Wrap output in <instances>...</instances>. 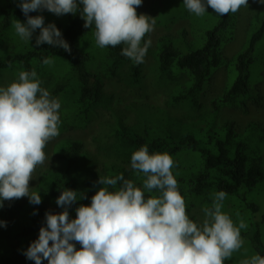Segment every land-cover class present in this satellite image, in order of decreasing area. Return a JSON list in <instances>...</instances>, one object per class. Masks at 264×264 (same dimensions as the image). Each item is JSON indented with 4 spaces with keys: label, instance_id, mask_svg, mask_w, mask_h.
<instances>
[{
    "label": "trees",
    "instance_id": "1",
    "mask_svg": "<svg viewBox=\"0 0 264 264\" xmlns=\"http://www.w3.org/2000/svg\"><path fill=\"white\" fill-rule=\"evenodd\" d=\"M80 8L82 9V5ZM206 10L212 11L211 8ZM29 15H42L45 26L54 22L69 43L71 52L47 43L37 46L36 38L40 34V29H37L35 38L20 41V50L12 49L7 55L0 56V78L5 71L17 67L23 71L41 69L47 74L52 73L55 82L48 90L51 96L59 98L66 95L72 105V110L60 117V135L84 128L87 124L84 121L91 117L95 106L102 101L105 79L111 74L108 67L100 68L99 61L102 58L110 56L120 63L131 62V79L134 82L140 80L142 63L136 64L122 55L124 45L97 48L94 26L85 28V21L79 12L58 16L45 9L32 11ZM185 16H188L186 11ZM16 19L27 20L21 10L20 0L1 1L0 39L13 28L12 22ZM238 21V11L223 16L217 14L209 17L203 32H194L191 39L185 36L181 40L170 36L161 38L157 55L161 74L172 79L179 75L188 79L186 85L171 93V104L196 99L216 71L225 67L229 82L217 99L218 105L240 107L245 112L248 110L246 99L254 84L255 69L264 68V53L260 49L264 40V18L253 21L243 47L232 57L226 58L224 49L235 39ZM148 39L149 33L144 37L142 45ZM45 58H52L54 63L44 65ZM257 78L260 81L259 75ZM122 114L121 111L114 112V120L108 122L109 128L102 134V137H106L105 145L119 153L123 160L129 159L134 151L145 144L149 146L150 152H168L175 161L173 172L181 193L185 196L187 212L194 221L196 219L192 208L199 205L211 207L214 193L221 190L227 193L225 200L235 196L239 200L240 196L248 205V214L258 211L259 204L256 200L250 202L247 198L250 191L264 184L263 151L257 150L262 148L254 147L255 144L252 143L257 135L256 129L260 128L258 125L255 127L251 123L245 132H240L234 122L216 125V119H213L205 120L203 125L191 122L176 128L175 123L166 122L168 125L152 127L142 116L136 123L128 124ZM258 136L259 139L263 138L262 134ZM262 141L264 142L263 139ZM82 149L81 140L69 137L55 144L54 153L63 167L54 176L47 177L45 174L46 179H41L40 204L20 199L3 201L0 222H6V226L0 225V264H35V261L27 259L24 252L38 239L40 228L46 225L47 211L44 202L52 203L58 213L64 210L56 203L64 189L78 192V199L68 208L70 219H74L76 209L82 204H90L92 196L102 187L97 183L100 176L122 173L126 179L132 180L129 170L116 164H112L103 174L91 169L85 171ZM120 149L124 153H120ZM137 176L139 180L135 183L141 186L145 177L142 173ZM80 196L83 198H79ZM232 218L239 222L236 216ZM262 221L264 222V213ZM241 237L243 246L249 248V251L264 256L259 229L255 231L253 226L241 229ZM43 264H48V261L44 260Z\"/></svg>",
    "mask_w": 264,
    "mask_h": 264
},
{
    "label": "clouds",
    "instance_id": "2",
    "mask_svg": "<svg viewBox=\"0 0 264 264\" xmlns=\"http://www.w3.org/2000/svg\"><path fill=\"white\" fill-rule=\"evenodd\" d=\"M141 4L142 0H20L27 20L16 19L12 27L23 40H31L40 29L37 46L47 43L71 52L54 22L45 26L42 15L29 13L45 9L58 16L79 12L85 28L94 26L98 47L124 45L121 54L140 64L152 43L148 39L142 45V41L156 23L152 16L137 12ZM248 4L249 0H184L186 9L197 17L208 8L223 16ZM43 63L51 65L54 60L45 58ZM41 85L33 69L20 71L18 79L0 87V207L5 200L25 196L32 204L42 202L40 191H33L30 181L47 159L49 142L60 135L61 103ZM224 90L213 100L217 110L234 108L218 105ZM174 166L168 152H150L147 144L141 146L131 155V169L143 174L142 185L122 173L100 176L97 183L102 187L90 204L76 209L74 219L68 208L78 199V192L64 189L56 201L64 210L46 214V225L24 255L35 264L44 260L48 264H225L243 247L241 229H247V223L238 212L237 223L223 211L227 193L222 190L214 193L212 206L203 209L201 223L190 218ZM239 264H264V256L245 255Z\"/></svg>",
    "mask_w": 264,
    "mask_h": 264
},
{
    "label": "rangeland",
    "instance_id": "3",
    "mask_svg": "<svg viewBox=\"0 0 264 264\" xmlns=\"http://www.w3.org/2000/svg\"><path fill=\"white\" fill-rule=\"evenodd\" d=\"M1 1L3 0H0V4ZM185 11L187 12V17L185 16ZM137 12L150 15L156 21L154 30L149 33L152 43L141 65L140 80L138 82L132 81L131 62L129 61L120 63L110 56L102 58L99 61L100 68L102 69L106 66L110 69L111 73L110 77L105 79L102 101L95 106V111L91 117L84 121L87 123L84 128L62 133L49 142L45 149L47 159L43 165L37 166L33 174L34 178L30 181L33 191H40L42 178L46 179V175L47 177L54 176L63 167V163L57 159L54 153V146L59 140L67 137L82 141L83 163L86 164L84 166L85 171L91 169L103 174L112 164H116L129 170L130 177L137 183L139 177L131 169V157L123 160L119 153L114 152L111 147L105 145L104 139L106 140V137H102L105 130L109 128L108 122L114 120L113 113L116 111L123 113L122 115H124L125 121L128 124L136 123L141 116L152 127L156 125L165 126L168 125L166 122H172L176 124V128L191 122L203 125L205 120L216 119V125L234 122L237 130L240 132H245L251 123H254L255 127L258 125L259 129L262 128L264 130L263 67L255 69L254 77H256L254 84H252L250 95L246 99L248 106L246 112L238 107H222L217 110L213 105V100L221 94L229 82L225 67H221L216 71L196 101H184L177 105L170 103L171 93L186 85L188 79L182 77V75H179L176 79H172L167 75L161 74L157 60L158 46L160 45L161 38L170 36L181 40L185 36L187 39H191L194 32H203L207 27L205 23L206 20H209V17L217 15L213 10H206L203 16L197 17L186 9L184 0H142V4L137 8ZM238 13L239 21L235 39L224 49L226 58L232 57L243 47L249 34L248 32L251 26L253 27V21L264 18V3H261L260 0H249L248 6L241 7ZM12 29L8 30L2 39H0V56L7 55L12 49L13 51L21 49L20 41L23 39ZM35 32H37V29ZM35 32L32 36L34 38L36 36ZM95 46L99 48L97 44ZM260 49L261 53H264V40L260 44ZM20 71H23V69L19 67L5 71L2 78H0V87H6L18 79ZM36 72L42 81L41 86L49 90L55 82L53 74H47L41 69H37ZM258 75L260 76V81H258ZM57 99L61 103L59 113L60 117H62L72 110V105L66 95ZM259 129H256L257 135L255 136V141L252 143L255 144L254 147H261L262 149L257 150L263 151L264 155V142L262 141V139L264 140V131ZM259 134H262L263 138L259 139ZM120 153H124V151L120 149ZM40 195L42 197L41 192ZM240 195L243 198V193ZM247 198L250 202L254 199L256 200V203L259 204L258 211L248 214L250 211L248 205H246V202L240 196L239 200L236 196L233 199L229 198L225 200L223 202L225 207L223 211L233 216H236L238 212L240 216L248 217L244 219L248 225L247 229H250L252 226L255 228V231L259 229L264 244V222L262 221L264 213V184L258 189L250 191L247 194ZM20 201H29V197L20 198ZM44 204L47 213H58V209L52 203L44 202ZM203 209V205L192 208V214L194 213L193 215L198 223H201L204 219L205 214ZM248 244L251 245L249 242ZM76 246L77 248L80 247L79 244ZM245 249H247L246 254ZM254 254L257 253L255 252ZM254 254L253 251H249V248L243 246L239 252L233 254L231 259L226 260L225 264H239L240 260L245 258V255L250 257Z\"/></svg>",
    "mask_w": 264,
    "mask_h": 264
}]
</instances>
